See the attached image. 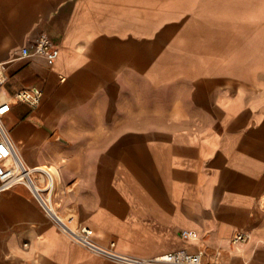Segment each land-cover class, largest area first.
Returning <instances> with one entry per match:
<instances>
[{"label": "crops", "instance_id": "obj_1", "mask_svg": "<svg viewBox=\"0 0 264 264\" xmlns=\"http://www.w3.org/2000/svg\"><path fill=\"white\" fill-rule=\"evenodd\" d=\"M39 33L55 57H20ZM30 86L37 104L13 99ZM1 101L18 160L41 186L54 171L61 210L122 258L16 183L0 264H264V0H0Z\"/></svg>", "mask_w": 264, "mask_h": 264}, {"label": "built area", "instance_id": "obj_2", "mask_svg": "<svg viewBox=\"0 0 264 264\" xmlns=\"http://www.w3.org/2000/svg\"><path fill=\"white\" fill-rule=\"evenodd\" d=\"M57 45L50 41L44 34L39 33L34 38L27 40L20 48V57L28 55H43L52 59L57 54ZM42 92L35 86L18 90L13 99L35 105L39 102ZM7 101L0 102V117L9 109ZM35 169L23 165L17 158L12 143L0 123V185L9 187L20 183L26 186L31 197L46 215V217L73 242L85 248L112 258H122L113 251V242L108 247H101L92 240L93 230L84 224H80L72 212L61 210L60 202L55 200L54 193L49 184L41 186L36 181ZM182 237H190L189 231H180ZM246 238L244 234L236 233L231 242L235 243ZM149 264H211L201 261L199 254L189 253L184 250L167 252L151 260Z\"/></svg>", "mask_w": 264, "mask_h": 264}, {"label": "rangeland", "instance_id": "obj_3", "mask_svg": "<svg viewBox=\"0 0 264 264\" xmlns=\"http://www.w3.org/2000/svg\"><path fill=\"white\" fill-rule=\"evenodd\" d=\"M41 170L43 171V173L45 172V174L47 175L46 177H47V181H48L49 184L53 185L54 183H56V176H55V172L54 171L48 170L45 167H43ZM46 171L50 172L52 174V180L50 179V177L48 176ZM27 193L31 197L28 189H27ZM9 227H11V219L7 218L6 216H4L0 212V257H1V254H2L3 244L5 242V237H6L5 234L8 231Z\"/></svg>", "mask_w": 264, "mask_h": 264}, {"label": "bare ground", "instance_id": "obj_4", "mask_svg": "<svg viewBox=\"0 0 264 264\" xmlns=\"http://www.w3.org/2000/svg\"><path fill=\"white\" fill-rule=\"evenodd\" d=\"M4 99V97H1V100H3ZM47 172V171H46ZM47 174H48V176L50 177V178H52V174L50 173V172H47ZM0 187H4L3 185H0ZM1 189V188H0ZM212 264V263H211Z\"/></svg>", "mask_w": 264, "mask_h": 264}]
</instances>
